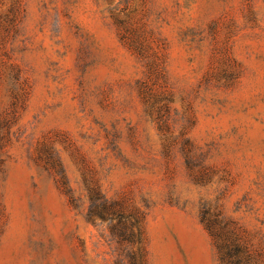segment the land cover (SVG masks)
Here are the masks:
<instances>
[{"label":"rangeland","instance_id":"374dc122","mask_svg":"<svg viewBox=\"0 0 264 264\" xmlns=\"http://www.w3.org/2000/svg\"><path fill=\"white\" fill-rule=\"evenodd\" d=\"M3 120L0 264H128L92 186L143 264H220L202 207L264 264V0H0Z\"/></svg>","mask_w":264,"mask_h":264},{"label":"trees","instance_id":"16d2710c","mask_svg":"<svg viewBox=\"0 0 264 264\" xmlns=\"http://www.w3.org/2000/svg\"><path fill=\"white\" fill-rule=\"evenodd\" d=\"M4 126H7V122L0 121V147L6 136L2 132ZM159 130H163L162 124H159ZM58 170L59 182L69 193L63 170L60 166ZM87 194V218L106 221L110 234L119 245L125 247L128 264H143L145 247L140 227L143 215L138 211L126 213L120 201L107 197L98 186L87 187ZM200 218L213 240L220 264H256L254 251L241 234L235 220L224 217L219 210L210 211L208 207L200 209ZM131 246H136L135 250Z\"/></svg>","mask_w":264,"mask_h":264}]
</instances>
